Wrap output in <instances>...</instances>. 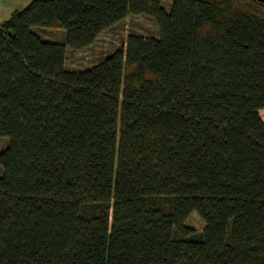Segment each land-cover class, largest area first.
I'll list each match as a JSON object with an SVG mask.
<instances>
[{
    "label": "trees",
    "instance_id": "obj_1",
    "mask_svg": "<svg viewBox=\"0 0 264 264\" xmlns=\"http://www.w3.org/2000/svg\"><path fill=\"white\" fill-rule=\"evenodd\" d=\"M129 14L159 37L66 67ZM263 107L264 0H32L0 23V264H264Z\"/></svg>",
    "mask_w": 264,
    "mask_h": 264
},
{
    "label": "rangeland",
    "instance_id": "obj_2",
    "mask_svg": "<svg viewBox=\"0 0 264 264\" xmlns=\"http://www.w3.org/2000/svg\"><path fill=\"white\" fill-rule=\"evenodd\" d=\"M32 0H0V23L10 18L12 14L26 7ZM172 0H163V5L169 11ZM34 30L44 39L63 43L65 34L62 29L50 27H35ZM130 34L144 37H159L160 27L156 20L148 15L129 14L113 26L109 27L97 39L85 48H72L66 45L65 64L70 70H84L94 65L115 49L125 46ZM8 139L0 137V151L6 147ZM1 173V171H0ZM185 227L201 232L204 221L194 210L185 221Z\"/></svg>",
    "mask_w": 264,
    "mask_h": 264
},
{
    "label": "crops",
    "instance_id": "obj_3",
    "mask_svg": "<svg viewBox=\"0 0 264 264\" xmlns=\"http://www.w3.org/2000/svg\"><path fill=\"white\" fill-rule=\"evenodd\" d=\"M259 115H260L261 119H262L263 122H264V107L261 108V109H259Z\"/></svg>",
    "mask_w": 264,
    "mask_h": 264
}]
</instances>
